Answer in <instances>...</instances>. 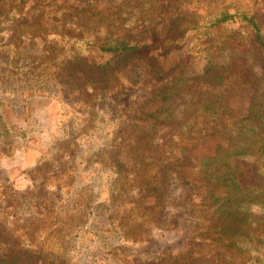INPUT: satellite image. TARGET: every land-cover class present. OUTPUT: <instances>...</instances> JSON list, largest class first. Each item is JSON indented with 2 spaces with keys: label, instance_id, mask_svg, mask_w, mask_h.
Wrapping results in <instances>:
<instances>
[{
  "label": "rangeland",
  "instance_id": "rangeland-1",
  "mask_svg": "<svg viewBox=\"0 0 264 264\" xmlns=\"http://www.w3.org/2000/svg\"><path fill=\"white\" fill-rule=\"evenodd\" d=\"M2 6L0 264H264V46L216 25L264 42V0ZM105 33L138 50L62 38ZM225 151L232 196L200 168ZM214 197L248 218L207 242Z\"/></svg>",
  "mask_w": 264,
  "mask_h": 264
},
{
  "label": "trees",
  "instance_id": "trees-1",
  "mask_svg": "<svg viewBox=\"0 0 264 264\" xmlns=\"http://www.w3.org/2000/svg\"><path fill=\"white\" fill-rule=\"evenodd\" d=\"M26 0H0V4H4V11L2 12V15L8 16L9 12L11 10H15L17 12V8L22 5ZM10 4V6H9ZM6 5H8L6 7ZM1 15V16H2ZM228 21L232 22H240L245 24L246 26L250 27L251 30L254 33L255 36V42L259 44L261 47L264 46V42L262 41V36L260 32V27L257 23V20L253 16H245V15H230V14H223L219 17V19L216 21V25L224 24ZM116 35H112L110 33H105L104 35L98 36V35H85V36H80V37H72V36H66L63 35V39L66 38L67 43L70 44L71 46H76L78 44H86V46H93L94 44L98 45L100 50L102 52L114 54L116 53V56L118 58L120 57H125L127 55L132 54L136 50H138V47H133L125 43V41H122L118 38L115 37ZM168 95H164L161 99L160 107H164V101L168 98ZM164 100V101H163ZM168 107V105H166ZM165 114V115H164ZM169 111L167 108L159 114L156 115V118H159L160 120H168L169 116ZM253 115H248L244 120H249ZM238 152L234 151L233 153H230V151H225V152H218L217 155L214 157H209L205 158L201 161L200 168L205 171V173H213V172H220V175L217 176L219 179V184L223 185L226 188V191L228 194L232 196V194H236V188H233L236 184L237 189L239 190L238 183L235 179V176L233 179H229L228 177L230 170H233L232 165L228 164L225 162V158H223L221 155L224 154L226 158H229L231 154H236ZM213 166V167H212ZM224 168L222 174H221V168ZM230 168V169H229ZM235 169V167H234ZM215 174V173H213ZM229 183V184H228ZM235 183V184H234ZM240 193V192H239ZM249 191L241 192L240 195H246L248 194ZM230 199L229 198H224V197H217L213 199V206H214V212H217L218 216L221 217L224 221L223 226H220L219 229L216 232H219V236L217 239H206L207 242H220L222 239V235H220V232L222 234H227L229 231H237L238 226L242 228L243 222L246 223V219L248 216L246 214L242 215L241 217L233 213V211H230L226 206L225 203H229ZM254 222L258 223V220L252 218ZM238 225V226H237ZM252 224L249 226L251 227ZM245 229V228H244ZM264 236V233L260 234L259 236ZM245 236H247L246 240H250L251 233H245ZM201 239V238H200ZM264 240V239H263ZM224 247L227 249L233 250V251H238V246L236 245V242L229 241L228 243H223ZM239 252L241 253V249H239Z\"/></svg>",
  "mask_w": 264,
  "mask_h": 264
}]
</instances>
